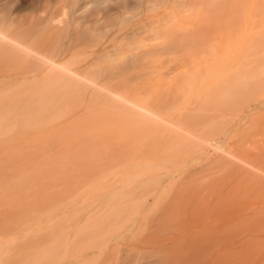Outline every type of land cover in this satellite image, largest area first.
Masks as SVG:
<instances>
[{
    "label": "rangeland",
    "instance_id": "obj_1",
    "mask_svg": "<svg viewBox=\"0 0 264 264\" xmlns=\"http://www.w3.org/2000/svg\"><path fill=\"white\" fill-rule=\"evenodd\" d=\"M192 1L0 0V28L32 17L21 40L103 87L2 48L0 264H264V179L221 169L264 168V0Z\"/></svg>",
    "mask_w": 264,
    "mask_h": 264
},
{
    "label": "bare ground",
    "instance_id": "obj_2",
    "mask_svg": "<svg viewBox=\"0 0 264 264\" xmlns=\"http://www.w3.org/2000/svg\"><path fill=\"white\" fill-rule=\"evenodd\" d=\"M193 3L194 2H196L198 5H200L201 7H203V8H205L206 10H208V11H216V10H219L220 8H221V0H193L192 1ZM33 21H34V19L32 18V17H29L28 15H26V17L25 16H23L17 23H16V25H13L14 23H12V25L11 24H7V25H5V29H3V28H0V54H1V56H2V52L1 51H3L2 50V48H4L5 50H6V53H8V54H10L11 56H9L8 55V61H11V60H9V58L11 57L12 58V54H14V52L16 53V52H21L22 51V53L21 54H26L25 56L27 57H31V59H33L34 61H37V62H40V63H44L46 66H48V69L49 70H51V71H59V73H61V75H64V76H70L72 79H74V81H76L77 83H80V85H82L83 86V88H88V87H93L95 90L96 89H99V90H103V87L101 86V85H98L94 80H92V79H90V78H88V77H86V76H83V75H81V74H78V72H76V71H71L70 69H69V67H66V65H62L61 63L60 64H58V63H56L55 62V60H54V58H51V56H50V53L51 52H53V48H54V46H52V49H51V46L50 45H48V47H46L45 45H47V41H45L46 42V44L44 43V45L42 44V41L40 42V39L38 40L39 42H37V39L35 40L36 42H35V44H32V42L30 43L32 46L33 45H38V46H34V47H30L29 46V43L28 44H26L25 43V39L27 38V37H30L31 35V37H33V38H35L34 36H33V31L35 30V27L34 26H31L32 24H33ZM11 25V26H10ZM38 25H40V26H46L47 27V20H41V22H39L38 23ZM27 27V29L25 30V31H29L28 33V35H30V31H31V28L30 27H32V31H31V35L30 36H27V37H25V38H23L24 40H21V38H20V36H19V33L21 34V35H24V34H26V33H24L25 31L24 30H22V29H25ZM28 29H30V30H28ZM51 30H53L54 28H50ZM22 31H24V32H22ZM54 31V30H53ZM22 33H24V34H22ZM89 35V34H88ZM77 40H84V39H87V33H85V32H79V31H77ZM92 36V35H91ZM32 38V39H33ZM37 38V37H36ZM29 41L31 40V39H28ZM26 41H27V39H26ZM262 42V41H261ZM260 42V43H261ZM41 43V44H40ZM42 45V46H41ZM242 45H244V44H242ZM264 45V44H263ZM262 45V46H263ZM40 46V48L41 47H43V48H38ZM221 46H223V45H221ZM227 46H228V44H227ZM246 46H248V45H246ZM245 45H244V48L246 47ZM253 46V45H252ZM260 46V45H259ZM37 47V48H36ZM46 47V48H45ZM226 46H224V47H222V48H225ZM234 47V46H233ZM233 47H231L232 49H233ZM236 47V46H235ZM47 49V51L45 50V49ZM48 48L49 49H51L52 51L51 52H49L50 50H48ZM229 48V47H228ZM230 48V49H231ZM238 48V47H237ZM236 48V49H237ZM248 48V47H247ZM252 48V47H251ZM258 48V47H257ZM257 48H255V52H256V50H257ZM16 49H17V51H16ZM243 49V48H242ZM253 49V48H252ZM262 49H263V47H262ZM262 49H260V50H262ZM21 50V51H20ZM39 50H41V51H39ZM45 50V51H44ZM56 50V49H55ZM222 50V49H221ZM228 50V49H227ZM248 50V49H247ZM251 50V49H250ZM264 50V49H263ZM44 51V52H43ZM223 51V50H222ZM233 51V50H232ZM237 51H238V49H237ZM244 52H245V50H243ZM49 52V53H48ZM248 52V51H247ZM254 52V53H255ZM260 52V51H259ZM46 53L48 54V55H46ZM222 53V52H221ZM238 53V52H237ZM253 53V54H254ZM54 54V53H53ZM224 54V53H223ZM229 54V53H228ZM228 54H226V55H228ZM231 54V53H230ZM7 55V54H6ZM234 55V54H233ZM245 55V54H244ZM251 55V54H250ZM255 55V54H254ZM253 55V56H254ZM238 56V55H237ZM53 57V56H52ZM232 57H234V56H232ZM252 57V56H251ZM10 58V59H11ZM113 57H107L106 58V62L107 63H113L114 62V60L112 59ZM225 58H227V57H225ZM245 58V57H244ZM232 59V58H231ZM241 59V58H240ZM239 60V59H238ZM255 60V59H254ZM261 60H264V59H261ZM221 61H222V57H221ZM239 62H240V60H239ZM222 63H223V61H222ZM249 63H250V61H249ZM248 64V63H247ZM233 65H234V63H233ZM236 66V65H235ZM230 67V66H229ZM233 67V66H232ZM227 69V67L224 69V71L223 72H225V70ZM229 69V68H228ZM246 72H247V70H245ZM223 72L221 73V75L223 74ZM227 72H225L224 74H226ZM63 76V77H64ZM231 74H230V78H231ZM69 77V78H70ZM239 77V76H238ZM241 77H242V75H241ZM225 78H228V77H225ZM231 80H233V79H231ZM222 81V80H221ZM228 81V80H227ZM239 81V80H238ZM75 83V82H74ZM225 86V85H224ZM229 86V84L226 86V87H228ZM255 86V85H254ZM232 87V86H231ZM234 87V86H233ZM255 88V87H254ZM220 90V89H219ZM223 90H224V88H223ZM222 90V91H223ZM98 91V90H97ZM105 92H107L106 90H104ZM216 91V90H215ZM226 91H227V89H226ZM225 91V92H226ZM232 91V90H231ZM198 92H199V90H198ZM211 92V91H210ZM216 92H218V91H216ZM216 92L215 93H213V94H216ZM219 92H221V91H219ZM212 93V92H211ZM224 93V92H223ZM224 96V95H223ZM111 98H113V99H115V101H122V102H124V104H126V105H128V107L130 108V109H132L131 111H133V112H135V113H133V114H138V115H140L141 117H145V118H147V119H149L150 121H152L153 123H157V124H161V125H163V126H165V128L166 129H168V130H170V131H174V132H176V134H179L180 133V131L181 130H175V128H174V126L171 124V123H168V122H165V120H163V117L161 116V114H160V112L158 111V109H159V107H158V105H156V101H153V99H148L146 102H140V103H138V100H136V99H134V100H131V99H128L127 97H121L120 95H117V94H113L112 95V97ZM202 98V97H201ZM197 101V100H196ZM201 101V100H200ZM193 102H195V101H193ZM228 104V103H227ZM127 108V107H126ZM177 109V108H176ZM128 110V109H127ZM179 114V113H178ZM184 114V113H183ZM185 115H186V113H185ZM184 116V115H183ZM182 116V117H183ZM221 116H223V114H221ZM175 117H177V115L175 116ZM186 117V116H185ZM187 117H189V118H191V116H189V115H187ZM186 117V118H187ZM174 118V117H173ZM184 118V117H183ZM182 118V119H183ZM189 118H187V120H189ZM176 119V118H175ZM175 119L173 120V121H175ZM180 121L181 122H183L181 119H180ZM172 122V121H171ZM151 123V122H150ZM185 124V123H184ZM183 124V125H184ZM186 124H187V122H186ZM179 125V124H178ZM226 125V124H225ZM162 126V127H163ZM159 127H160V125H159ZM159 127H158V129H159ZM193 127V126H192ZM177 129V128H176ZM165 130V129H164ZM182 132H184V131H182ZM165 133V132H164ZM186 133V132H185ZM175 134V135H176ZM184 134V133H183ZM187 135H189L188 133H186ZM229 136V135H228ZM192 137V136H191ZM175 138V137H174ZM188 138V137H187ZM228 137H226V139H227ZM261 138V137H260ZM260 138H258V140L260 139ZM263 139V138H262ZM199 140V139H198ZM263 141V140H262ZM203 142V141H202ZM209 143V142H208ZM207 143V144H208ZM224 143H222V145H223ZM248 145V144H247ZM246 145V146H247ZM250 145V144H249ZM248 145V147H250V148H252V146L250 145L249 146ZM262 145H263V143H262ZM262 145H260V147L262 148ZM214 146V145H213ZM246 146H245V148H246ZM264 146V145H263ZM208 147H210V146H208ZM253 147H255L254 145H253ZM257 147V146H256ZM260 147H259V149H260ZM213 148H216V147H213ZM210 149V148H209ZM217 150H219L218 148H216ZM263 150H264V147H263ZM211 151V150H210ZM219 152H220V150H219ZM218 152V153H219ZM223 156H221V169L223 170V171H232L230 168L231 167H234L235 165V167H237V168H240V170L239 171H237L236 173H237V175H238V177H239V179H240V181L242 182H247V181H249V180H247L246 181V178H245V176H246V174L245 173H247V172H245L244 170H245V168L248 170V172L249 173H252V174H254V173H256L257 174V176L258 177H260V178H262V179H264V168H262V166H261V164H259V165H254L253 164V162L252 161H245V160H243V159H241V158H239V157H236V156H234L233 154H231L230 152H227V151H223ZM211 156V155H210ZM214 156V155H213ZM39 157H41V156H39ZM38 157V158H39ZM42 161V160H41ZM37 163V162H36ZM27 164V163H26ZM251 181V180H250ZM12 183H14V180L10 183V184H12ZM16 183H18V182H16ZM59 185V184H58ZM15 210H13V211H9V212H14ZM47 217V216H46ZM27 218V217H26ZM20 221H18V222H15V224H13V226L12 227H16V228H19L20 227V229L21 230H25L26 229V225L28 224V222H26V221H21V223H19ZM11 224H8V225H5L4 227H1L0 228V233L2 232L3 233V231H8L10 228H11V226H10ZM1 236H3V235H1ZM25 261L26 260H22V262H24L25 263ZM10 263H13V259H10ZM14 264V263H13Z\"/></svg>",
    "mask_w": 264,
    "mask_h": 264
}]
</instances>
